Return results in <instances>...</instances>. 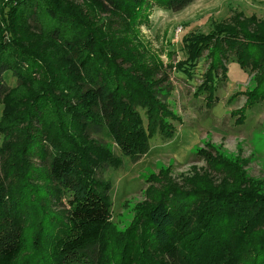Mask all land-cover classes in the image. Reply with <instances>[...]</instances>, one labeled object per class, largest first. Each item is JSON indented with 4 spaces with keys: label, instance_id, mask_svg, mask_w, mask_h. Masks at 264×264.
<instances>
[{
    "label": "trees",
    "instance_id": "1",
    "mask_svg": "<svg viewBox=\"0 0 264 264\" xmlns=\"http://www.w3.org/2000/svg\"><path fill=\"white\" fill-rule=\"evenodd\" d=\"M195 1L0 2V264H17L26 240L38 264H264V180L216 149L197 154L218 180L204 173L182 190L156 191L124 231L112 226L110 184L101 173L120 168L122 158L138 161L154 136L167 143L173 122L181 124L167 106L168 75L140 28L153 9L178 13ZM20 21L28 24L25 38L5 44ZM31 31L55 45L65 67L29 46ZM180 43L185 60L172 69L187 79L206 52L194 96L207 107L232 56L255 81L242 93L237 123L264 102V23L221 24L207 36L188 32ZM7 74L16 79L12 88ZM103 132L119 156L94 138ZM53 203L64 208L56 212ZM32 216L39 224L25 236L24 218Z\"/></svg>",
    "mask_w": 264,
    "mask_h": 264
},
{
    "label": "rangeland",
    "instance_id": "2",
    "mask_svg": "<svg viewBox=\"0 0 264 264\" xmlns=\"http://www.w3.org/2000/svg\"><path fill=\"white\" fill-rule=\"evenodd\" d=\"M1 1L9 3L13 0ZM253 21L264 23V0H196L178 13L159 9L150 11L147 24L140 28L141 41L151 53L159 57L168 75L169 83L165 82L170 90L167 106L181 119V124L173 122L176 134L167 143H162L158 136H154L149 142L148 152L138 161L122 158L120 168L107 169L101 173L102 179L110 184L111 222L116 231H124L134 218L136 206L148 204L156 191L164 188L182 190L186 179L204 173L218 180L219 176L207 169L206 161L197 154V150L212 154L216 149L217 153L226 158L236 157L246 163L243 169L248 177L264 180V102L246 110L241 123H237L238 116L234 113L245 104L242 93L255 85L253 74L240 69L235 58L230 57L225 62L227 74L218 72L221 78L216 85L215 103L207 107L204 96H194L208 67L206 52L199 59L191 79L172 69L173 65L185 60L180 43L184 34L194 32L207 36L215 32L217 25L234 26ZM13 27L15 31L11 38L9 35L4 37L5 44H9L11 39L19 42L25 38L26 33L22 36L20 33L26 32L27 22H14ZM30 33V47L38 53L45 52L47 61L57 67H65L63 58L55 52V45L47 43L35 31ZM4 81L10 88L16 85V79L11 74L5 75ZM2 110L3 106L0 105V116ZM94 138L115 155H120L105 132ZM1 142L0 135V146ZM35 184L42 194V183ZM59 205L56 208L53 203L52 208L56 212L64 208L62 203ZM44 206L48 207L49 203L46 202ZM33 218H24L25 236L33 232L32 222L39 224ZM24 245L17 264H38L34 255L36 248L31 240H26ZM29 254L34 258L28 259Z\"/></svg>",
    "mask_w": 264,
    "mask_h": 264
}]
</instances>
